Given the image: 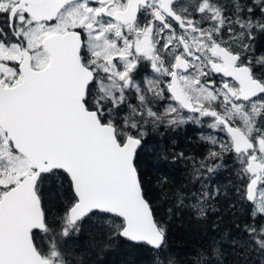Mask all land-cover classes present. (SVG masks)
Instances as JSON below:
<instances>
[{"label": "snow or ice", "instance_id": "snow-or-ice-1", "mask_svg": "<svg viewBox=\"0 0 264 264\" xmlns=\"http://www.w3.org/2000/svg\"><path fill=\"white\" fill-rule=\"evenodd\" d=\"M187 126L198 155L153 143ZM144 155L191 165L158 178L167 215L206 220L233 171L239 220L178 261ZM225 244L264 264V0H0V264H226Z\"/></svg>", "mask_w": 264, "mask_h": 264}, {"label": "trees", "instance_id": "trees-1", "mask_svg": "<svg viewBox=\"0 0 264 264\" xmlns=\"http://www.w3.org/2000/svg\"><path fill=\"white\" fill-rule=\"evenodd\" d=\"M197 132L192 126H187L177 131L176 133H168L167 140L159 139L158 143L153 142L159 150L171 151V141H175L178 147L175 151H184L188 155H198L203 149L200 146V142L197 139ZM150 158L156 162V166H151ZM232 165L229 168L232 169ZM143 178L146 182V187L149 191V197L152 199L154 207L157 208L158 214L164 217L169 229L168 238L172 251L176 259L180 262L186 260L188 254L198 247L202 241V237L207 234L213 226L219 224L221 233H227L232 229L234 221L239 220V208L233 209L231 205L235 203L232 199L234 193L230 191L232 185L235 183V177L233 171H223L219 174L216 183L222 187V190L227 191V195H222L219 200L212 203L211 208L208 209V216L206 220H198L194 212L190 210H179L174 215H167V209L169 204H163L160 199V186L158 178L161 176H167L168 184L179 187L184 184L191 165H185L183 163H177L175 165L169 163L161 165L156 157L151 155H144L141 162ZM49 193L53 198V202L58 199V193L55 185L49 189ZM197 223H201V226H196ZM225 252L228 255L226 264H245L244 260H238L231 252L232 250L225 244ZM128 251L126 247L119 248L115 251L118 258L108 257L109 264H122L126 258L125 253ZM113 255V253L111 254ZM124 255L123 258H120ZM130 255H134L130 253ZM253 253L247 262L255 261L257 258ZM255 258V260H254ZM248 264V263H247Z\"/></svg>", "mask_w": 264, "mask_h": 264}, {"label": "rangeland", "instance_id": "rangeland-1", "mask_svg": "<svg viewBox=\"0 0 264 264\" xmlns=\"http://www.w3.org/2000/svg\"><path fill=\"white\" fill-rule=\"evenodd\" d=\"M150 162H151V166L153 167V166H156V162L153 160V158H150ZM196 226H201V223L199 222V223H197L196 222ZM112 254V253H111ZM111 254H109V256L108 257H116V258H118L116 255H114V254H116L115 252H113V255H111ZM124 257V255H121L120 256V258H123ZM257 259L255 260V258H254V260L255 261H257V264H258V260H259V257H257V256H255ZM248 264H252V261H248L247 262ZM120 264H121V262H120Z\"/></svg>", "mask_w": 264, "mask_h": 264}]
</instances>
